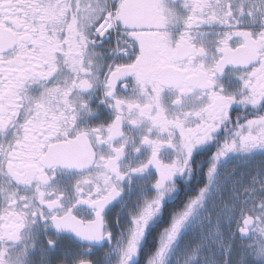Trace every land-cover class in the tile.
Listing matches in <instances>:
<instances>
[{"label": "snow or ice", "instance_id": "6c2138e0", "mask_svg": "<svg viewBox=\"0 0 264 264\" xmlns=\"http://www.w3.org/2000/svg\"><path fill=\"white\" fill-rule=\"evenodd\" d=\"M0 264H264V0H0Z\"/></svg>", "mask_w": 264, "mask_h": 264}, {"label": "flooded vegetation", "instance_id": "af4514ba", "mask_svg": "<svg viewBox=\"0 0 264 264\" xmlns=\"http://www.w3.org/2000/svg\"><path fill=\"white\" fill-rule=\"evenodd\" d=\"M231 167H232V165H227V166H226V170H227V169H230Z\"/></svg>", "mask_w": 264, "mask_h": 264}]
</instances>
